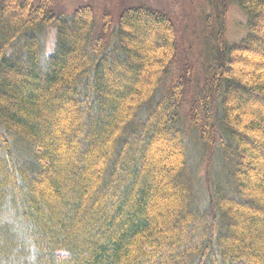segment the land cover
Returning <instances> with one entry per match:
<instances>
[{
    "label": "trees",
    "instance_id": "1",
    "mask_svg": "<svg viewBox=\"0 0 264 264\" xmlns=\"http://www.w3.org/2000/svg\"><path fill=\"white\" fill-rule=\"evenodd\" d=\"M232 2L198 71L164 9L0 0V264H264V0Z\"/></svg>",
    "mask_w": 264,
    "mask_h": 264
},
{
    "label": "rangeland",
    "instance_id": "2",
    "mask_svg": "<svg viewBox=\"0 0 264 264\" xmlns=\"http://www.w3.org/2000/svg\"><path fill=\"white\" fill-rule=\"evenodd\" d=\"M38 2L39 0H33ZM58 13H71L83 4H91L98 19L106 12L116 16L122 7L133 4H147L167 11L174 19L178 31L179 54L186 63L196 62L200 71L201 49L206 38L212 44L215 33L223 30L230 40L241 37L245 28L246 15L232 0H52ZM222 24V26H221ZM55 30L49 31L48 42L52 43ZM216 43V42H215ZM192 86L187 83V93ZM190 98L187 97V103ZM187 106L183 107L184 116Z\"/></svg>",
    "mask_w": 264,
    "mask_h": 264
}]
</instances>
